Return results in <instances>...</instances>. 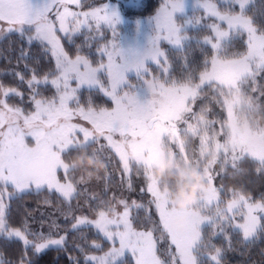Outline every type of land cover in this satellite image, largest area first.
Here are the masks:
<instances>
[{
  "label": "snow or ice",
  "instance_id": "6c2138e0",
  "mask_svg": "<svg viewBox=\"0 0 264 264\" xmlns=\"http://www.w3.org/2000/svg\"><path fill=\"white\" fill-rule=\"evenodd\" d=\"M70 2L76 0H0V34L16 33L28 46L38 41L44 53L50 52L55 61L54 68L50 67L41 76L39 69L28 63L29 48H20L17 64L22 62L23 70H13L9 75L19 84H27L28 111L8 103L12 96L20 97L23 103V94L17 87L0 82V236L22 243L21 254L15 261L0 259V264H34L31 256L38 257L50 248L68 251V237L77 232L81 233L79 242L71 250L83 255V264H125L129 253L135 264H222L224 249L216 247L213 238L223 237L228 250L232 248L233 236L242 234L244 242L257 240L264 234V195L255 199L236 190H231L229 195L224 185L216 186L215 180L222 179L229 166L234 174L240 172L244 163L255 164L257 173L264 174V154L237 153L234 147L230 150L223 144L221 130L215 152L203 169L208 188L197 206L185 213L199 232L191 243L180 246L164 229L167 201L159 182L147 168L146 153L134 145L146 132L157 138V146L169 138L175 141L181 135L198 136V125L193 121L205 122L196 108L199 93L213 85L223 87L204 73L197 75L210 64L231 65L234 72L228 86L264 100V87L259 85L264 79V21L249 15L250 3L254 0H195L196 12L184 25L175 21L174 14L185 12L186 0H163L155 17V34L145 53L155 64L165 66L163 78L150 74L144 57L127 61L114 42L105 40L104 26L114 29L115 12H109L104 6L83 13L71 12L67 7ZM190 32L199 34L190 35ZM78 35H83L84 41L73 49L71 46ZM65 40L67 48L62 43ZM99 41L105 42L96 48L98 59L93 64L89 59L91 47ZM164 43L183 54L182 70L176 79L171 76L170 61L161 47ZM196 49L201 52L202 60L194 65L189 54ZM130 69L142 81L139 87L126 83L125 73ZM28 73L30 76L26 78ZM185 79L187 82L177 88ZM169 84L173 87L169 88ZM49 85L54 92L46 96L41 89ZM85 85L110 99L112 106L97 105L91 96L82 104L79 90ZM142 90L147 91L148 99H141ZM77 119L85 123H75ZM211 127L216 128V123L211 122ZM259 135L264 137V132ZM101 140L107 142L101 148L106 147L119 157L121 188L123 177H127V190L135 191L133 172L144 178L139 194L150 199L141 222L142 230L134 226L132 212L144 210L145 205L137 201L129 203L122 193L119 197L114 193L104 199L108 191L105 189L88 202L87 209L83 205L74 208L70 203L75 198L77 184L86 183L92 171L66 162L64 155L88 153L87 149ZM207 143V138L200 139L201 147ZM97 151L88 154L96 155ZM213 166L219 167L215 176ZM61 170L63 182L58 175ZM76 172L80 173L79 181L71 175ZM44 189L59 193L62 202H68L64 222L70 227L64 229L63 235L53 232L59 229L55 221L45 234L43 224L40 230H35L27 216L19 222L12 220V200L19 194ZM153 206L158 223L152 219ZM85 229L96 235L91 243ZM159 240H170L162 254H158ZM98 241L109 242L111 247L104 251ZM91 252L102 255H90ZM69 264H80V261L69 257Z\"/></svg>",
  "mask_w": 264,
  "mask_h": 264
},
{
  "label": "trees",
  "instance_id": "16d2710c",
  "mask_svg": "<svg viewBox=\"0 0 264 264\" xmlns=\"http://www.w3.org/2000/svg\"><path fill=\"white\" fill-rule=\"evenodd\" d=\"M162 0H142L140 6L137 9L125 8L123 9L128 15H136L139 17L147 16L152 14L159 6ZM249 15L254 16L257 21H264V0H254V3H250ZM26 39V37H25ZM83 35H78L75 43L71 46L73 49L76 45L83 43ZM21 47H28L30 50L31 59L28 61L30 67H37L40 71L41 76L48 71V69L54 68V61L51 57V53L45 54L41 48L38 41H33V43L28 46L25 44V40H22L18 34L12 33L7 34L0 39V81L11 87H17L23 94V102L21 103L20 97L12 96L8 98V103L11 105L26 104V100L29 99V89L27 84H19L14 80L12 75L9 73L13 70L22 71L23 63L17 64V56ZM65 47H68V42L65 41ZM177 52L175 50L170 51L168 57L171 65V76L176 79L181 73V66L183 63L182 57L178 58L175 55ZM180 56H183L181 53ZM189 59L193 64H198L202 60L201 52L196 50H190ZM200 71V70H199ZM198 71V72H199ZM197 72V74H198ZM30 76V73L26 74V78ZM259 85L264 87V79L259 81ZM215 89V91H213ZM243 97L237 101V103H232L236 109V120L241 125H246L249 128L257 130L259 132H264V100H260L252 97L251 93H245L244 91L237 89ZM42 93L46 96H50L52 92V87L49 85L47 88L41 89ZM88 91L83 89L79 95L82 104L87 101V98L91 96L93 101L97 105L110 106V101L103 97L100 93L91 90ZM230 89L226 87H216L213 85L212 88L206 89L205 91L199 93L197 101V112L205 117V122L200 123L199 120L193 121L194 124L198 125V136L186 135V141L184 142V147L188 148L189 152V164L186 165L188 159L187 155L177 151L171 158H166L165 163L168 164L166 170L163 167L158 169L154 168V173L158 175L159 185L166 189L172 196L176 194L182 185L185 184L186 177L183 179L180 176V170L185 171L187 169H195L193 172L196 184L191 185L189 193H197V189H200L201 179H203L202 184L206 185L204 182L203 169L206 162H208L214 150L208 149L210 144H216V138L221 135L220 130L224 131L223 144L230 150L233 148L230 145V140L227 139L225 131H227V102L226 99L230 94ZM259 95V93H257ZM211 122L216 123V128L211 127ZM229 131V130H228ZM207 138L208 143L206 146L201 147L200 139ZM101 145H106L103 141L97 144L91 145L88 149V153H92L93 150L99 149L96 155H90L88 153H81L78 155L77 152H67L64 155L66 162L73 164L75 166H83L86 169L92 171V176L87 179L89 185L95 184L97 194H93L91 190L84 191L82 188V183L77 184V193L75 198L71 200L72 207H77L83 205L84 209L88 208V202L93 199L94 196H100L102 192L107 189V196L103 197L107 199L111 197L114 193L119 197L121 193L128 199L129 203L132 201L142 202L145 205V209L137 212L133 210L132 215L134 217V226L141 229V222L145 217L147 209V201L150 199L149 196H140L139 190L144 184V178L142 176L138 177L135 172L132 174V183L135 187V191L129 192L127 190V177H123L124 186L120 187L122 181V166L120 164L118 156L109 149L101 148ZM235 148V146H234ZM237 153H242L238 146L235 148ZM177 150V149H176ZM204 155H201V152ZM79 156L91 157L92 160L102 159L105 163V169L99 174L90 168L86 164L76 163V159ZM188 159V160H189ZM180 164V165H179ZM200 164V165H199ZM215 171L213 175L219 172L218 166H213ZM241 171L238 173L233 172L231 167L226 174H223L222 179L217 178L215 180L216 186L224 185L226 191L236 190L242 191L243 193L252 196L255 199H259L264 195V174H258L256 171V165L252 163H244L241 166ZM149 170V168H148ZM76 181L80 180V173L76 172L74 174ZM97 176L100 178L97 179ZM87 197V199L85 198ZM227 202V197L225 198ZM67 201L62 202V198L59 193L49 192V190L44 189L42 191L36 192L35 190L30 192H25L19 194L18 197L11 201V217L13 222H19L27 216L29 225L35 229L40 230L41 224H43V232L45 234L49 231V225L55 221L59 225V229H53V232L59 231L60 235L64 234V229L70 227V224H65V212L67 210ZM152 219L155 222H159L158 214L155 211L154 206L151 208ZM77 215L80 212L76 213ZM70 219V217H69ZM74 222V221H73ZM164 226V224H163ZM165 231L169 234L164 226ZM84 232L88 235V241L91 243L92 240L96 239V235L93 231L87 229ZM81 233L77 232L68 237L67 247L68 251L58 250L57 248H50L43 252L41 255L31 256L34 264H69V257L76 258L83 264L84 257L79 254L78 251H72L76 243L79 242V236ZM156 236L159 237L160 233L157 232ZM53 237H56L55 235ZM102 244L103 249L109 246L108 242L98 241ZM213 243L216 247H221L224 249L222 256V264H264V234H261L257 240H251L244 242L242 239V234L232 237V248L228 250V243L223 237L213 238ZM170 240H159L158 249L159 253L162 254L166 249H168ZM22 243L16 239L8 240L0 236V253H2L3 261H15L17 257L21 254ZM174 250V246H172ZM92 253V252H91ZM31 255V253H29ZM125 264H135L134 260L127 255L125 259Z\"/></svg>",
  "mask_w": 264,
  "mask_h": 264
},
{
  "label": "rangeland",
  "instance_id": "374dc122",
  "mask_svg": "<svg viewBox=\"0 0 264 264\" xmlns=\"http://www.w3.org/2000/svg\"><path fill=\"white\" fill-rule=\"evenodd\" d=\"M141 1L142 0H76V2L68 3L67 7L69 11L78 12V13L87 12V11H90L91 8L100 7V6H104L109 12H115L116 23L114 25V29L108 27L107 25L104 26L103 34L105 36V40L114 42L115 45L121 50V53L124 59L127 61L139 60L141 57H144L145 67L149 69L150 74L152 76H158V77L163 78V76L166 75V73L164 72L165 66L163 64L157 65L154 62H152L150 58L145 57V53L148 51L151 40L156 31L155 17L158 14V11L163 3V0L160 2L157 9L152 14L147 15V16L139 17V15L138 16L128 15L127 12L123 10L125 8L137 9L140 6ZM61 11H63V9H61ZM194 12H196L195 0H186L185 12L174 14V19L178 24L184 25L186 20L191 19ZM52 18L54 19L55 17L53 16ZM82 18L83 17L81 16V19ZM113 31L115 32V35H113ZM189 34L198 35L199 33L190 32ZM4 36H5L4 34H0V39ZM65 41H62L64 45H65ZM82 41H84V36H83ZM104 42L105 41H99L98 44L92 45L91 47L92 54L89 56V59L91 60L93 64H95L98 59L96 48L99 45H102ZM161 47H162V50L167 53V56L169 55L170 51L174 50V47L167 43L162 44ZM85 50L86 52L88 51L87 48ZM179 54L180 53H176L175 55L182 57ZM163 59L164 58L162 57L161 60L163 61ZM53 61H54V58H53ZM54 66H55V61H54ZM168 67L171 68L170 63ZM233 72H234V68L229 64H217V65L210 64V66L207 69L201 68L197 75L204 73L209 78L216 80L218 84H222L224 87L230 89L231 93L226 98L228 99L226 100L227 102L226 110L228 114V118H227L228 127H227V131H225V135L227 139L230 140V145L232 147L235 146V148L238 146V149H241L244 152L264 154V137L259 135V133H262V132L249 128L246 125L239 126L236 120V117H237L236 111L233 110V109H236V107H234L233 104L237 103V101L241 99L243 95L240 92H238L237 90L238 88L234 86L233 87L228 86ZM125 77H126L127 84L137 85L138 87L142 84V81H140L134 69H130L129 71H127L125 73ZM149 78H151V76ZM186 82H187V79H185L184 81H180V83H178L176 87L179 88L181 84L186 83ZM168 87L172 88L173 86L169 84ZM83 89H86L88 91V95L90 94L89 91L91 90L95 91V89L90 88V86L85 85L79 90V93ZM53 92H54V89L52 88V92L50 95H52ZM29 97H30V93H29ZM148 98H149V95L147 91L142 90L141 99L146 100ZM108 100L110 101V99ZM16 106L24 107L26 111L30 110L29 99L26 100V104H20ZM111 106L112 105L110 101V106H105V107H111ZM179 106L182 107V102L180 103ZM74 122L81 123V124L85 123L84 121H81L78 119L74 120ZM221 130H220V133H221ZM222 133L224 136L223 130H222ZM185 141H186V135H181L180 137H177L175 141L169 138L167 142L159 143V145L157 146L158 144L157 138L151 132H146L145 135L142 137V139L136 142L134 146L146 153L144 159L147 164V168H149V172L151 176L156 181L159 182L158 175L154 173V168H158V169L162 168L163 165L165 164L166 158L167 157L171 158L172 156H174V154L177 151H179L180 153L185 152L186 154L184 153V155L185 156L187 155L188 157L189 156L188 155L189 152H187L188 148L181 147V145H184ZM103 143L107 144L106 141H103ZM215 148H216V144L214 143L208 146V149L210 150L212 149V151ZM183 149H184V152H183ZM188 159L187 158L185 159L187 162L184 164L186 165L189 164L188 162L190 161V159L189 160ZM185 171L180 170V176L182 179L184 177L183 173ZM58 175L61 181L63 182V178H64L63 171L61 170ZM200 186L201 187H200L199 199L202 196L203 192L206 191L208 188L207 184L203 185L201 183ZM82 188H84V191L91 190L93 194H97L95 184H91L90 186L88 181L86 183H82ZM160 189L162 190L163 196L165 197L167 201L168 214L165 215L163 224L165 228L167 229V231L169 232L170 238H173L174 241L178 243L180 246L191 243L193 237L198 234L199 228L196 224H193L189 221L185 213L187 212V210L195 208L198 204L199 199L196 200L195 193L194 194L193 193L192 194L191 193L189 194L180 193L179 198L174 199L176 194L171 196L166 189H163L161 186H160ZM85 214L90 215V213H87V212ZM53 238H57V237H53ZM110 247L111 245L109 243V246L105 248L104 251H107ZM89 254L90 255H102L101 252H92ZM128 256H130L133 259L130 253L128 254Z\"/></svg>",
  "mask_w": 264,
  "mask_h": 264
},
{
  "label": "clouds",
  "instance_id": "9594fccd",
  "mask_svg": "<svg viewBox=\"0 0 264 264\" xmlns=\"http://www.w3.org/2000/svg\"><path fill=\"white\" fill-rule=\"evenodd\" d=\"M76 163L88 165L90 168L94 169L97 172V174H99L101 171H103L105 169V163L102 159L92 160L91 157L79 156L76 159ZM167 167H168V164L165 163L163 165V170H166ZM194 171H196V170L195 169H187L183 173V175L186 177L185 184L181 186L179 191L176 193V196L174 197V199H178L180 193L186 194L190 190L191 185L197 183V180L195 179V176L193 175ZM200 182L202 183L203 179H201ZM199 196H200V189H197L196 200L199 199Z\"/></svg>",
  "mask_w": 264,
  "mask_h": 264
}]
</instances>
